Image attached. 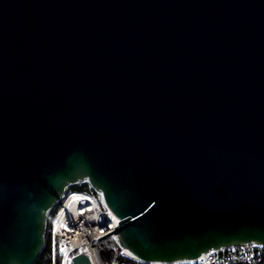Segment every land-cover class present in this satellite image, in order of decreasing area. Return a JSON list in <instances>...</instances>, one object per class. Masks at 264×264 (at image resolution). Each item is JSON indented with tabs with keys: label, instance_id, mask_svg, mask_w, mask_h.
I'll return each instance as SVG.
<instances>
[{
	"label": "water",
	"instance_id": "water-1",
	"mask_svg": "<svg viewBox=\"0 0 264 264\" xmlns=\"http://www.w3.org/2000/svg\"><path fill=\"white\" fill-rule=\"evenodd\" d=\"M80 184L141 263L264 245V0H0V264Z\"/></svg>",
	"mask_w": 264,
	"mask_h": 264
},
{
	"label": "built area",
	"instance_id": "built-area-1",
	"mask_svg": "<svg viewBox=\"0 0 264 264\" xmlns=\"http://www.w3.org/2000/svg\"><path fill=\"white\" fill-rule=\"evenodd\" d=\"M47 224L51 263L72 264V258L83 254L89 264H114L116 246L113 232L118 218L103 205L99 197L82 191L66 192L51 212ZM119 254L129 257L128 252ZM193 264H264V245H248L211 251L191 261Z\"/></svg>",
	"mask_w": 264,
	"mask_h": 264
},
{
	"label": "trees",
	"instance_id": "trees-1",
	"mask_svg": "<svg viewBox=\"0 0 264 264\" xmlns=\"http://www.w3.org/2000/svg\"><path fill=\"white\" fill-rule=\"evenodd\" d=\"M67 191L68 192L82 191V192L92 194L93 196L97 197V194L93 192L86 184H80L75 187H70ZM47 224H49V222ZM119 252H120V249L116 246V257L114 259V264H145V263L136 261L132 258L121 256ZM49 263H51V251H50L49 237H48V233L46 229L44 246L33 264H49ZM56 264H60V256L58 254H56ZM177 264H189V263L183 262V263H177Z\"/></svg>",
	"mask_w": 264,
	"mask_h": 264
},
{
	"label": "rangeland",
	"instance_id": "rangeland-1",
	"mask_svg": "<svg viewBox=\"0 0 264 264\" xmlns=\"http://www.w3.org/2000/svg\"><path fill=\"white\" fill-rule=\"evenodd\" d=\"M97 197H99L98 194H97ZM99 200H100V198H99ZM128 258H129V257H128ZM185 263L193 264V263H191V262H185Z\"/></svg>",
	"mask_w": 264,
	"mask_h": 264
},
{
	"label": "snow or ice",
	"instance_id": "snow-or-ice-1",
	"mask_svg": "<svg viewBox=\"0 0 264 264\" xmlns=\"http://www.w3.org/2000/svg\"><path fill=\"white\" fill-rule=\"evenodd\" d=\"M61 251H63V250H61Z\"/></svg>",
	"mask_w": 264,
	"mask_h": 264
}]
</instances>
